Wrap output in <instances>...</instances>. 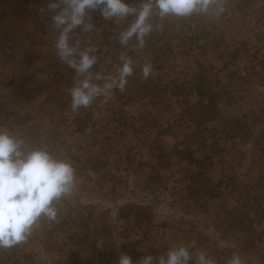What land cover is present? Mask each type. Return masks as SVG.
I'll return each instance as SVG.
<instances>
[{
  "label": "rangeland",
  "instance_id": "rangeland-1",
  "mask_svg": "<svg viewBox=\"0 0 264 264\" xmlns=\"http://www.w3.org/2000/svg\"><path fill=\"white\" fill-rule=\"evenodd\" d=\"M129 1L132 3L126 0L130 5L139 4V0ZM234 1L237 11L254 2ZM15 4L22 5L27 13H44L41 9L45 5L36 6L32 0H0V11ZM219 19L209 17L210 28L201 17L195 20L168 17L156 41L161 42L162 36L169 35L173 45L155 43L148 50L135 51L123 47L121 54L130 55L134 61V74L128 78L126 89L115 90L107 102L101 97L90 107L73 111L70 89L75 72L64 63L61 79L58 76L51 79V73L46 72L41 81L32 82L25 94L16 98V104L11 97L0 99V106L4 104L11 110L18 105L27 111L21 116L7 115L5 122L0 115V126L22 124L12 130L30 143L47 144L57 155L70 161L81 157L83 164L73 161V166L76 172L93 173L88 180L91 190L104 184L124 192L132 188L153 190V202L162 212L156 213L155 227L150 223L141 229V239L135 241L142 244H132L134 259L141 260L146 254L159 257L171 247L196 241L192 250L205 251L216 264H227L233 253H238L245 264H264V98L259 97L255 83L246 77L251 69H246L243 53L238 54L234 63L229 62L227 48L232 34L228 33L227 17L224 16L225 21ZM94 22L97 30L93 32L92 45L98 43L99 66L103 74H114L121 54L117 55L109 44L115 38L114 31L126 28L131 21L118 25L108 21L99 36V23ZM242 27L237 24L236 31L241 32ZM188 34L192 37L187 44L192 46L201 38L208 41L204 44L206 53L196 49L178 50ZM57 36L41 37L44 51L40 49L38 55L42 61L61 64L54 47ZM100 44L109 46L100 48ZM13 55L10 47L0 49V58ZM31 57L25 67L27 73L39 63L34 54ZM199 57L207 61V67L200 69L196 65ZM145 62L153 66L148 79H143L141 73ZM199 75L204 79L197 84L195 78ZM212 88H217V93H211ZM200 98L204 103L216 100L218 105H224L220 109L228 116L238 117L237 111L248 113L246 124L255 132L253 147H245L248 140L244 143L243 132L242 139L235 141L217 132L218 142L213 147L212 132H198L195 128L205 117H210L204 108L194 106L193 101ZM186 104L192 105L191 111L184 108ZM228 105L233 114H228L231 111ZM255 111L260 117H254L251 112ZM222 121H226L224 116ZM208 126H214V122ZM218 143L222 146L217 150ZM217 154L221 156L213 164ZM81 183L76 180V186ZM140 198L141 195H124L126 204H134ZM93 203L91 213H97L98 202ZM66 207L67 204L63 215ZM144 233L148 237L144 238ZM45 234L42 231L40 237ZM16 263L22 264L19 258Z\"/></svg>",
  "mask_w": 264,
  "mask_h": 264
},
{
  "label": "crops",
  "instance_id": "crops-1",
  "mask_svg": "<svg viewBox=\"0 0 264 264\" xmlns=\"http://www.w3.org/2000/svg\"><path fill=\"white\" fill-rule=\"evenodd\" d=\"M32 1L36 6L45 5L44 13L39 14L35 11L27 13L23 11L22 5L16 6V4L15 6L10 5L6 11H0V49L3 47H10L14 52L11 58H0V99L2 101L7 97H11L16 104L18 101L16 98L25 94L24 90L30 88L32 82L41 81L40 78L44 76L46 72L51 73V79L57 76L61 79L60 74L62 71H60V69L64 62L59 60L58 63L61 62V64L58 65L54 61H42L41 56L38 55L40 49L44 51L41 37H46L50 34H58L51 21V16L54 15L55 12L48 11L47 6L49 0ZM128 2L132 3L129 0ZM225 3L228 6L225 8V12L219 16L215 15L214 11L210 9L208 13L196 14L190 18L195 20L201 17L206 20L205 24L211 28L212 25L208 20L209 17L216 16L220 18L219 21H225L224 16L227 17L228 33L232 34V39L228 41L229 45L227 48L229 62L232 61L234 63L237 57H239L238 54L241 52L243 53L246 69H251L249 71L250 75L246 77L249 82L255 83L259 90L257 94L263 99L264 0H254V2L246 3L244 9L239 11H237L236 2L234 0H224V5ZM36 6L34 7L38 8ZM90 16L91 22L94 25V21L99 23L100 32L98 31L97 36L101 35L105 29L104 25L107 24L108 20H105L100 15L99 11H92ZM132 19L133 17H128V20L132 21ZM237 24L240 25V27L243 26L240 28L241 32L236 31ZM96 30L95 28L94 31ZM122 30L123 29L114 31L115 38L111 40L109 44L114 48L117 55H120V51L123 49V46L118 42V33ZM93 32L83 34L82 27L77 28L74 32L73 42L78 38V35H81L80 38L86 45L88 43V36H91L90 42L92 44L94 43V37H92ZM160 32L161 30H154L150 36L145 38V49L148 50L149 47L152 48L155 43L173 45L169 35H165L164 38L162 36L161 39L163 40L161 42L158 40L156 41L157 34ZM191 37L192 34H188L187 39L181 43L178 50L185 48L186 50H197L198 52L204 50L206 47L204 44L208 43V41L204 42V39L201 38L198 43L192 46L187 44V41H191ZM134 43L135 41L130 42L128 47L131 49ZM97 45L98 43H95L96 49L98 48ZM109 45L100 44V48L102 46L108 47ZM200 53L202 54L203 51ZM31 54H34V57L39 63L30 73H27L25 67L30 63V59H33ZM96 55L98 56L97 53ZM101 61L103 62V60ZM196 65L199 66L200 69L205 68L207 67V61L200 57L196 58ZM102 70L103 68L99 66V63L94 68V71L102 72ZM203 79V76L199 75L195 78V81L199 84ZM192 80L194 81V78ZM214 92L217 93V88L211 89V93ZM205 96L208 95H203L201 98ZM201 98L197 99V101H200L198 103L197 101H193L195 102L194 106L204 108L206 110V115L208 114L210 117H205L203 123L196 125V130H198V132L204 130L210 133L212 132L213 147L218 142L217 132L227 136L231 141L242 139L240 133L243 132L245 134L243 136L244 143L246 139L248 140V142L245 143V147L250 148L254 142L255 132L246 124L248 113L237 111V114H239L238 117H233V115L228 116L220 109V107L224 105H218L216 100L215 102L210 100V102L204 103L201 101ZM224 102L228 103L227 101ZM224 102H222V104H224ZM191 106V104H186L184 108L191 111ZM226 107L231 109L229 105ZM25 112L27 111L21 110L18 105L11 110L4 107V104L0 106V115L3 118V122L6 121L7 115L21 116L25 115ZM226 112L228 111L226 110ZM251 113L254 114V117H260L256 111ZM228 114H233L232 109ZM223 116L226 121L220 123ZM136 119L138 122L139 117H136ZM210 122H214V126L209 127L208 124ZM15 127L20 128L22 124L12 123L8 126L10 129H14ZM145 127L149 128L148 125H145ZM260 127L262 128L263 126H259V128ZM208 128H211V131ZM199 142H202V140ZM231 144L235 146V143ZM220 146H222L221 143H218L217 150ZM233 146H231L232 152L234 149ZM214 156L213 164H216L218 162L216 158H219L221 155L217 154ZM238 157L237 155L236 158ZM118 158L119 157H117V159ZM73 161L78 164H83L81 157ZM73 161L71 162L74 163ZM91 175H93L92 172H76L77 180H81L82 183L80 186L75 187L71 198H65L58 204L59 213L57 219L55 221L46 222L42 218L34 227L33 233L27 241L19 244L21 247L0 248V264H18L16 263L18 258L22 264H65V260H67L66 262L68 264H118V259L122 254L129 255L133 260V264H137L140 259L137 260L133 258L132 244L134 243V245H136L141 243L135 241L141 239V229L146 228L150 223H152V227H155L157 223L156 213L162 212L157 209L153 202V190L149 187L142 190L132 188L124 192L118 187H112V185H110L109 188L105 184L100 188L91 190L88 182ZM125 194L132 196L136 195L138 197L141 195V198L139 200L135 199L133 201L134 204L131 202L126 204L124 201ZM70 199H72V202ZM93 201L98 202V208H95L97 213H91V211H93L92 206L95 205ZM66 204L67 212L63 215V208ZM45 225L47 226L44 228ZM42 231H46V234L40 237ZM158 235H160V238L163 237L161 233ZM143 236L144 238L148 237L146 233H144ZM66 247H69L71 250H67Z\"/></svg>",
  "mask_w": 264,
  "mask_h": 264
},
{
  "label": "clouds",
  "instance_id": "clouds-1",
  "mask_svg": "<svg viewBox=\"0 0 264 264\" xmlns=\"http://www.w3.org/2000/svg\"><path fill=\"white\" fill-rule=\"evenodd\" d=\"M47 7L55 12L51 21L58 32L54 41L56 55L75 72L70 89L73 111L90 107L101 97L107 102L115 90L126 89L128 78L134 74V61L128 54L120 55L114 74L94 71L99 58L91 36L86 45L81 35L73 42L77 28L82 27L83 34L94 31L92 11H99L105 20L117 25L133 17L118 33V42L128 47L135 41L131 48L135 51L144 49L145 38L154 30H162L168 17L187 18L210 9L219 16L226 10L224 0H139L138 5L126 0H49ZM152 67L151 62H145L141 69L143 79L149 78ZM76 180V170L69 159L57 155L47 144H32L12 129L0 126V248L27 241L42 218L55 221L58 204L73 194ZM195 246L196 241H192L191 245L171 247L159 257L146 255L137 264H216L205 251H193ZM118 264H133V260L122 254ZM227 264L245 261L233 253Z\"/></svg>",
  "mask_w": 264,
  "mask_h": 264
}]
</instances>
